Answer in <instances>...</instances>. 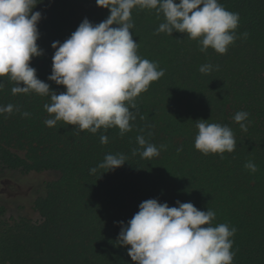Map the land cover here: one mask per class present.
Masks as SVG:
<instances>
[{"label":"trees","instance_id":"obj_1","mask_svg":"<svg viewBox=\"0 0 264 264\" xmlns=\"http://www.w3.org/2000/svg\"><path fill=\"white\" fill-rule=\"evenodd\" d=\"M219 2L240 16V38L224 55L212 49L201 52L186 34H155L164 22L162 14L133 9L130 31L138 54L156 62L164 76L135 99L133 129L123 137L115 127L96 134L77 132L63 122L49 128L43 107L49 98L34 92L13 95L14 84L0 78L5 84L0 106L13 104L21 110L0 115V174H56L33 202L37 219L6 217L0 203V264H133L127 247L118 243L121 222L126 226L148 199L169 207L191 202L201 211H215L214 225L237 229L233 264H264V0ZM33 11L42 14L37 43L43 55L33 58L31 66L59 94L65 89L47 79L51 44L63 43L85 18L95 25L110 13L96 0H42ZM206 63L219 70L200 73ZM24 111L30 115L23 117ZM239 111L249 113L246 132L233 120ZM198 120L229 126L236 150L223 158L196 150ZM101 134L108 136L107 144L100 143ZM139 135L166 150L151 159L133 155ZM109 153L124 154L126 163L92 174L90 169ZM248 161L257 165L256 173L244 167Z\"/></svg>","mask_w":264,"mask_h":264},{"label":"clouds","instance_id":"obj_2","mask_svg":"<svg viewBox=\"0 0 264 264\" xmlns=\"http://www.w3.org/2000/svg\"><path fill=\"white\" fill-rule=\"evenodd\" d=\"M39 3L42 0H0V78L6 77L14 84L13 95L34 92L49 98L50 102L43 106L49 116L44 123L49 128L63 122L74 126L77 132L87 130L92 134L114 127L121 137L132 131L135 99L164 76L156 62L138 54L139 45L130 31L134 27L133 9L162 14L164 22L155 34H186L198 42L201 52L212 49L224 55L240 38L239 14L227 10L219 0H96L98 7L108 9L107 19L94 25L85 18L63 43L51 44L54 55L47 79L65 89L57 94L37 78L36 69L31 66L33 58L43 55L37 43L42 14L33 11ZM248 35L242 34L244 38ZM214 70L218 71L219 66L210 63L199 68L204 75ZM4 87L0 82V91ZM14 111L21 110L13 104L0 106V115ZM21 115L28 117L30 113L24 111ZM248 118V112L239 111L233 120L246 132L251 123ZM195 126L194 148L203 155L218 154L223 158L224 153L236 150L235 135L229 126L208 120H198ZM136 141L139 148L133 149V155L139 153L145 159L158 157L167 147H157L143 135L137 136ZM108 142V136L101 134L100 143ZM177 150L182 151V147ZM126 160L122 153H109L90 172L113 171ZM244 167L250 173L258 171L252 161ZM215 218V211H201L191 202L177 201L176 206L169 207L157 199H148L140 203L126 226L121 222L118 243L127 247L133 264H233L232 237L237 229L226 223L214 225Z\"/></svg>","mask_w":264,"mask_h":264},{"label":"rangeland","instance_id":"obj_3","mask_svg":"<svg viewBox=\"0 0 264 264\" xmlns=\"http://www.w3.org/2000/svg\"><path fill=\"white\" fill-rule=\"evenodd\" d=\"M56 177L53 172H3L0 174V203L6 208V217L25 216L37 219L33 211L34 200L44 194L45 184Z\"/></svg>","mask_w":264,"mask_h":264}]
</instances>
